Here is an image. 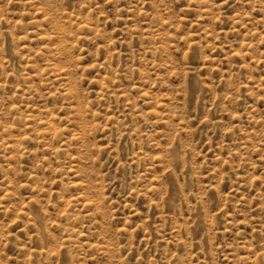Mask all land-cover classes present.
I'll return each mask as SVG.
<instances>
[{
    "label": "rangeland",
    "instance_id": "1",
    "mask_svg": "<svg viewBox=\"0 0 264 264\" xmlns=\"http://www.w3.org/2000/svg\"><path fill=\"white\" fill-rule=\"evenodd\" d=\"M0 264H264V0H0Z\"/></svg>",
    "mask_w": 264,
    "mask_h": 264
}]
</instances>
